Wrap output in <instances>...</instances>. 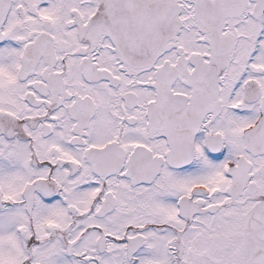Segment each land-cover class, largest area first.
<instances>
[{"label":"snow or ice","instance_id":"6c2138e0","mask_svg":"<svg viewBox=\"0 0 264 264\" xmlns=\"http://www.w3.org/2000/svg\"><path fill=\"white\" fill-rule=\"evenodd\" d=\"M0 264H264V0H0Z\"/></svg>","mask_w":264,"mask_h":264}]
</instances>
